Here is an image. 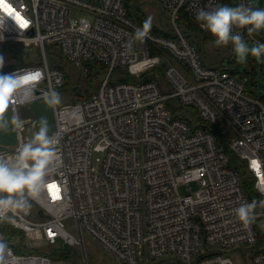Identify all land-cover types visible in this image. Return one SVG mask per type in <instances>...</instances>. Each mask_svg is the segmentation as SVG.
<instances>
[{"label": "built area", "instance_id": "2783aa9c", "mask_svg": "<svg viewBox=\"0 0 264 264\" xmlns=\"http://www.w3.org/2000/svg\"><path fill=\"white\" fill-rule=\"evenodd\" d=\"M155 1L171 27L161 20L165 34L151 30L140 43L133 34L143 23L129 15L125 0H0V41L35 44L39 52V59L0 73L18 84L4 93L15 116L20 105L54 99L50 94L66 84L68 72L51 62V50L85 73L98 62L103 67L95 91L61 106L53 100L56 129L49 136L56 155L36 194H27L36 214L9 207L0 209V219L50 244L62 238L80 245L85 264L84 232L124 264H157V258L234 264L226 250L241 246L251 264H264V95L257 85L248 90L251 78L236 73L237 64L206 62L199 52L204 38L193 43L179 24L219 0ZM249 2L234 0V6ZM72 8L93 16L73 17ZM19 121L18 143L0 151L9 164L31 140ZM228 150L259 196L247 226L233 210L253 200ZM190 182L198 190L183 193L180 185ZM69 217L79 237L65 228ZM4 238L0 264L56 263L50 254L17 253ZM210 246L221 250L204 249Z\"/></svg>", "mask_w": 264, "mask_h": 264}, {"label": "rangeland", "instance_id": "374dc122", "mask_svg": "<svg viewBox=\"0 0 264 264\" xmlns=\"http://www.w3.org/2000/svg\"><path fill=\"white\" fill-rule=\"evenodd\" d=\"M138 6L144 13L146 18H151L153 25L160 26V21L162 20L163 23L167 25V27H171L166 15L164 14V17H162L161 14L163 11L155 0H138ZM254 6L264 8V0H254ZM128 7L131 11L136 10L135 8H137L135 5H131ZM71 16L77 18L87 16L89 18H92L93 15L89 14L86 11L72 8ZM179 24L187 33V37L190 38L193 43H195L197 34L194 33H197V31L189 28L185 24L184 20H181ZM190 32L191 34H189ZM254 35L256 37H259L260 39H264V32ZM249 39L254 40L251 38ZM50 48L51 47H49V49ZM199 52L203 54L206 62L213 65H227L233 69V67H235L234 65L237 64L241 72H243L246 66H250L248 64V61L246 63H238L232 53L230 46L219 48L216 47L214 44V38H207L204 42V45H200ZM57 54L60 55L58 51ZM49 57L52 62V54H50ZM250 57L251 56H249L248 59ZM0 58H2V66H0L1 73L16 68L23 63H30L35 59H39V52L35 44L29 45V47H24L23 44L19 42L8 41L4 43L0 41ZM253 59L254 63L256 64V71H254L253 74V81L258 86V93L264 95V58H262L260 61H257L254 57ZM59 62L64 65L69 77L63 87L56 88L55 90V93L59 94V99L57 100L55 96L54 99L50 96H44L36 101L19 106L20 118L22 119V117L26 115L25 113H28L30 115V118L32 119L26 124L24 133L25 135L28 134L31 138L33 134L38 130V122L41 119L47 121L49 129L48 134L51 135L56 129L54 101H56L58 106H61L63 104L73 103L75 101H78L79 99H82L92 91H95L96 76H99L103 71L102 64L99 62L91 68L89 73H85L81 67L63 58L61 55L59 56ZM76 85L79 87L81 92L75 93L74 87ZM0 114H2L3 120L6 123V127H0V148H2L0 149V151H2L8 147L15 146L18 143V132L17 126L11 122L13 113L9 109V106L0 107ZM99 156V154H94L93 165H100V162L97 160ZM198 188L199 184L197 182L183 183L180 185V190L183 193H195ZM25 199L27 201L25 206L28 207L29 210H31L32 215H35L38 210V205L35 201L28 197L27 192H25ZM143 213H145L144 209ZM64 225L65 228L74 236H80L74 218H66L64 220ZM260 225L262 226V223H260ZM23 233L26 237L27 246L45 251H47V249H54L57 252H67L73 250V257L71 259L72 264H85L84 251L80 245L72 246L68 243H65L62 238H58V241L55 244H50L47 241L42 240L38 233L29 234L24 231ZM0 238H3L1 232ZM4 239L6 242H9L7 237H5ZM84 239L88 264H124L122 261L114 257V255H112L109 251L104 249L99 241L91 237L86 232H84ZM204 249L207 251L221 250L217 246L204 247ZM47 252L49 253L50 251ZM145 252L147 253V248L145 249ZM248 252L249 250H247L245 246H241L239 248H230L226 250V253L232 257L234 264H251L248 257ZM152 262L157 264L168 263L167 260H163L162 258H157Z\"/></svg>", "mask_w": 264, "mask_h": 264}, {"label": "clouds", "instance_id": "9594fccd", "mask_svg": "<svg viewBox=\"0 0 264 264\" xmlns=\"http://www.w3.org/2000/svg\"><path fill=\"white\" fill-rule=\"evenodd\" d=\"M195 21L201 29L208 32L214 38L216 47H231L232 53L238 63H246L249 56L257 61L264 58V43L251 38L254 34L264 32V8L254 6L251 3H241L237 6H229L216 3L213 6L199 8L195 13ZM152 27L151 18H147L141 27L135 29L133 41L143 43L149 38ZM2 66V58H0ZM18 87L15 79H0V106L6 107L8 99L4 93L11 92ZM59 99L58 93H51ZM11 122L19 126L18 116H13ZM38 130L33 134L31 140L24 144L19 151L14 163L9 164L0 160V209L23 208L28 195L36 194L39 185L48 174V167L56 155L55 141L48 132L46 120L41 119ZM0 127H6L2 114H0ZM264 206V201H259ZM258 202L241 203L235 208L234 214L243 225H250L256 218ZM3 245L0 244V248Z\"/></svg>", "mask_w": 264, "mask_h": 264}, {"label": "trees", "instance_id": "16d2710c", "mask_svg": "<svg viewBox=\"0 0 264 264\" xmlns=\"http://www.w3.org/2000/svg\"><path fill=\"white\" fill-rule=\"evenodd\" d=\"M125 3L127 4V6L135 5L137 7V8H135L136 10L131 11L129 9V15L130 16L136 18L137 20H139L142 23L147 19L146 16L144 15V13L141 11V9L138 6V0H125ZM218 3H223V4H226L229 6H234V0H219ZM186 25L189 28L196 30L197 36L203 37L204 42L207 38H213L208 32L201 29L195 20L187 18ZM151 30L156 32V33L165 34L164 31L162 30V28H160L159 26L153 25V24H152ZM51 54H52V63L53 64L59 63L61 66L64 67V65H62V63L59 62V56L60 55L57 54L56 51H54V50H51ZM35 60H37V59H35ZM236 68H237L236 73H244V74H248L250 76L251 79L249 81L248 90L251 93L255 92L254 87L256 86V83L253 81V74H254L255 70L251 71L250 66L247 67L248 70L246 72H241L239 66H237ZM68 79H69V77L67 76V80ZM78 89H79V87L76 85L74 87L75 93H77ZM214 131L218 132V129L215 127ZM228 151H229L230 157H231L230 165L233 168H235L237 171L240 172V174L243 178V181H244L245 190L248 192L250 198H252V200H255L258 202L259 196L253 188L251 179H249V176L247 175V171H246L244 165L239 162V158L236 156V154L234 152H231L230 150H228ZM0 232H1V235L8 238L9 244L13 247L14 251L17 253H44V254H50V257L55 262H61V261L72 262L71 259L73 257L72 256L73 250L67 251V252H57L54 249H50V250L47 249V251H50L48 253L45 250H38L36 248L27 246L26 237H25L23 231L18 229V228H15L14 226H12V224L10 222H8L6 220L0 219Z\"/></svg>", "mask_w": 264, "mask_h": 264}, {"label": "water", "instance_id": "95a60500", "mask_svg": "<svg viewBox=\"0 0 264 264\" xmlns=\"http://www.w3.org/2000/svg\"><path fill=\"white\" fill-rule=\"evenodd\" d=\"M34 33V31L32 30L31 31V34H33ZM248 64L250 65V70L251 71H253V70H255L256 71V64L254 63V59H253V57H250L248 60ZM89 66H92V63H89L88 64ZM235 69V68H234ZM248 70V68L246 67L243 71H247ZM54 264H69L68 262H66V261H62V262H56V263H54Z\"/></svg>", "mask_w": 264, "mask_h": 264}, {"label": "crops", "instance_id": "0c3cea01", "mask_svg": "<svg viewBox=\"0 0 264 264\" xmlns=\"http://www.w3.org/2000/svg\"><path fill=\"white\" fill-rule=\"evenodd\" d=\"M203 45H204V43H202ZM7 106H9V105H7ZM0 107H2V106H0ZM9 109L12 111V113H13V110H12V108L9 106ZM26 115H24V117H22V119L20 118V114H19V109H18V117H19V119L21 120V121H23L24 122V124H25V126H26V124L28 123V122H30L32 119L30 118V115L28 114V113H25ZM13 116H15L14 115V113H13ZM9 148V147H8ZM0 149H2V148H0ZM7 149V148H6Z\"/></svg>", "mask_w": 264, "mask_h": 264}, {"label": "snow or ice", "instance_id": "6c2138e0", "mask_svg": "<svg viewBox=\"0 0 264 264\" xmlns=\"http://www.w3.org/2000/svg\"><path fill=\"white\" fill-rule=\"evenodd\" d=\"M4 7H5V9H6L9 13H11L12 9L9 8L8 5L5 4ZM254 163H255V162H254ZM50 187H51V185H50Z\"/></svg>", "mask_w": 264, "mask_h": 264}, {"label": "bare ground", "instance_id": "6f19581e", "mask_svg": "<svg viewBox=\"0 0 264 264\" xmlns=\"http://www.w3.org/2000/svg\"><path fill=\"white\" fill-rule=\"evenodd\" d=\"M243 72H246V71H243Z\"/></svg>", "mask_w": 264, "mask_h": 264}]
</instances>
